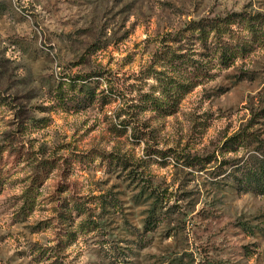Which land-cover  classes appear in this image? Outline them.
Segmentation results:
<instances>
[{
    "label": "clouds",
    "instance_id": "9594fccd",
    "mask_svg": "<svg viewBox=\"0 0 264 264\" xmlns=\"http://www.w3.org/2000/svg\"><path fill=\"white\" fill-rule=\"evenodd\" d=\"M257 100L264 0H0V264H264Z\"/></svg>",
    "mask_w": 264,
    "mask_h": 264
},
{
    "label": "rangeland",
    "instance_id": "374dc122",
    "mask_svg": "<svg viewBox=\"0 0 264 264\" xmlns=\"http://www.w3.org/2000/svg\"><path fill=\"white\" fill-rule=\"evenodd\" d=\"M202 86H197V89H195L194 91H196V90H199L200 88H201ZM261 102H264V101H260V100H257V103H261Z\"/></svg>",
    "mask_w": 264,
    "mask_h": 264
}]
</instances>
